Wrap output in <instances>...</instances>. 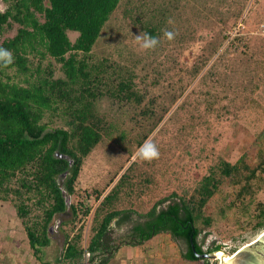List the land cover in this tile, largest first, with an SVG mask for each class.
Segmentation results:
<instances>
[{
    "label": "rangeland",
    "instance_id": "obj_1",
    "mask_svg": "<svg viewBox=\"0 0 264 264\" xmlns=\"http://www.w3.org/2000/svg\"><path fill=\"white\" fill-rule=\"evenodd\" d=\"M16 2L0 0V12ZM240 21L243 28L239 35L225 46ZM263 21L264 0L119 2L91 52L77 56L86 61L89 70L96 66L104 70L94 109L109 134L83 159L74 195L66 198L67 205L77 206V217L65 226L58 218L53 220L51 243L43 249V262L76 264L62 260L64 237L85 251L94 229L111 209L144 215L171 194L192 199L201 179L211 170L217 172L221 161L258 169L251 189L242 195L243 177L221 178L218 190L202 209L211 224H199L202 231L198 241L204 252L219 246L230 257L258 239L264 232V227L257 225L264 213ZM19 28L10 20L0 44L13 38ZM146 29L159 40L154 50H143L136 40ZM165 31L173 32L174 39L165 38ZM67 35L71 42L77 37L71 31ZM26 60V74L15 67H3L0 80L26 87L50 78V74L52 80L64 79L61 66L49 56L32 53ZM121 80L131 82L139 103L111 95ZM54 108L44 112L41 123L48 130L68 129L64 105ZM149 138L156 143L160 156L142 161L136 158V151ZM18 184L13 180L11 186L16 189ZM118 184L115 201L101 206L103 197ZM96 193L101 195L99 200ZM22 196L21 200L26 198ZM27 196L29 215L25 221L40 224L43 213L36 204L37 197ZM14 202L18 200L12 194L7 201H0V264H43L33 256ZM168 204L164 202L157 210ZM137 215L120 227L115 221L111 223L118 246L131 244L128 235L130 226L140 220ZM137 248L140 256L132 264L215 263L184 260V246L164 233ZM88 260L89 254L84 252L81 264H91Z\"/></svg>",
    "mask_w": 264,
    "mask_h": 264
},
{
    "label": "trees",
    "instance_id": "obj_2",
    "mask_svg": "<svg viewBox=\"0 0 264 264\" xmlns=\"http://www.w3.org/2000/svg\"><path fill=\"white\" fill-rule=\"evenodd\" d=\"M120 1L17 0L12 8L0 12V37L10 26V20L20 26L13 38L0 44L14 57L13 64L5 68L15 67L17 72L26 74V57L36 53L42 58H52L61 66L64 75V79L52 80L50 74V78L26 87L0 80V201H7L11 194L18 200L14 202L16 215L22 220L33 256L43 264H48L43 262L42 252L51 243L49 229L53 220L58 218L60 225L65 226L77 217V206L73 203L67 205L66 198L74 195L83 159L104 135L109 134L105 121L99 118L94 109L99 94L97 86L102 82L104 70L98 66L89 70L86 61L77 56H86L91 52ZM69 31L77 33L74 42L68 38ZM146 31L154 35L151 29ZM110 93L120 100L139 103L130 81L117 82ZM56 104L64 105L69 117L66 122L68 129L48 130L41 123L44 112L55 109ZM257 169H250L244 163L231 165L221 161L218 175L211 170L204 176L190 200L171 194L156 202L144 215H137L132 210L111 209L94 229L85 251L68 236L64 237L62 260L81 264L84 252H87L88 263L108 264L119 249L112 237L111 223L115 221V226L120 227L131 223L133 215H137L140 220L131 229V235L139 232L141 242H130L132 245H142V241L147 242L164 233L176 244L184 246V260L200 261L192 247L197 254L204 252L198 241L202 231L199 224L208 227L211 219L205 218L202 209L218 190L221 178L243 177L246 182L239 192L242 195L251 189ZM13 180L19 183L16 189L11 186ZM118 187L119 184L103 197L101 206L111 205L115 201ZM22 194L26 195L23 200ZM28 194L37 197L36 204L43 213L40 224L25 221L29 215L25 206V201L30 200ZM100 197L96 193L95 199L99 200ZM166 201L169 204L157 210ZM88 213V210L85 211L84 216ZM144 220L146 222L141 223ZM257 225L264 227V213ZM152 226L154 230L150 231ZM144 229L149 233L144 234ZM214 250H220V247L211 249Z\"/></svg>",
    "mask_w": 264,
    "mask_h": 264
},
{
    "label": "clouds",
    "instance_id": "obj_3",
    "mask_svg": "<svg viewBox=\"0 0 264 264\" xmlns=\"http://www.w3.org/2000/svg\"><path fill=\"white\" fill-rule=\"evenodd\" d=\"M165 38L168 40L174 39V33L171 31L164 32ZM136 40L139 43V46L145 50H154L159 44V40L145 32L143 35H137ZM14 62V57L12 53L5 48L0 47V68L8 67L12 65ZM160 156V151L156 145V143L152 139H145L143 143H141L136 151V158L142 161H153L158 159Z\"/></svg>",
    "mask_w": 264,
    "mask_h": 264
},
{
    "label": "water",
    "instance_id": "obj_4",
    "mask_svg": "<svg viewBox=\"0 0 264 264\" xmlns=\"http://www.w3.org/2000/svg\"><path fill=\"white\" fill-rule=\"evenodd\" d=\"M192 251L196 258L200 260H214V264H224L221 257L217 256L220 250H214L210 252H203L197 254L192 247ZM223 255H227L222 252ZM229 264H264V232L261 233L260 237L253 243L244 246L232 255V259Z\"/></svg>",
    "mask_w": 264,
    "mask_h": 264
},
{
    "label": "crops",
    "instance_id": "obj_5",
    "mask_svg": "<svg viewBox=\"0 0 264 264\" xmlns=\"http://www.w3.org/2000/svg\"><path fill=\"white\" fill-rule=\"evenodd\" d=\"M137 246L139 245L124 244L119 246L113 259L108 264H132V260L135 258L137 259L140 256L137 252Z\"/></svg>",
    "mask_w": 264,
    "mask_h": 264
},
{
    "label": "built area",
    "instance_id": "obj_6",
    "mask_svg": "<svg viewBox=\"0 0 264 264\" xmlns=\"http://www.w3.org/2000/svg\"><path fill=\"white\" fill-rule=\"evenodd\" d=\"M241 28H243L241 21L237 24V26L235 27L233 33L230 34V37L227 38L226 42H225V46H227L229 44V42L231 40H233L235 37H237L239 35V32L241 30ZM260 31L264 36V21L262 22V24L260 25Z\"/></svg>",
    "mask_w": 264,
    "mask_h": 264
},
{
    "label": "flooded vegetation",
    "instance_id": "obj_7",
    "mask_svg": "<svg viewBox=\"0 0 264 264\" xmlns=\"http://www.w3.org/2000/svg\"><path fill=\"white\" fill-rule=\"evenodd\" d=\"M145 222H146L145 220H144V221H141V223H145ZM134 226H135V223H133V224L130 226V232H129L128 238L130 239V242H131V243H138V242H141V241L139 240V238H140V233H139V232H135L134 235H131V229H133ZM152 230H154V226H152V228H151L150 231H152ZM143 233H144V234H145V233H149V231L146 230V229H144ZM142 235H143V234H142ZM142 243H144V242L142 241Z\"/></svg>",
    "mask_w": 264,
    "mask_h": 264
},
{
    "label": "bare ground",
    "instance_id": "obj_8",
    "mask_svg": "<svg viewBox=\"0 0 264 264\" xmlns=\"http://www.w3.org/2000/svg\"><path fill=\"white\" fill-rule=\"evenodd\" d=\"M260 237V236H259ZM258 237V238H259ZM217 256L218 257H221V259L223 260V262H224V264H229L230 263V261H231V259H232V256H228V255H223V253L222 252H218L217 253Z\"/></svg>",
    "mask_w": 264,
    "mask_h": 264
}]
</instances>
